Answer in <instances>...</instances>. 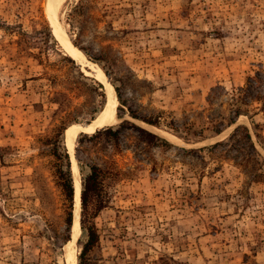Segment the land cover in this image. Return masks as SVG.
<instances>
[{"label": "rangeland", "instance_id": "obj_1", "mask_svg": "<svg viewBox=\"0 0 264 264\" xmlns=\"http://www.w3.org/2000/svg\"><path fill=\"white\" fill-rule=\"evenodd\" d=\"M48 2L0 0V264H68L72 242L77 264H264V0H84L78 37L65 0L85 63ZM88 63L115 119L71 150L109 103ZM74 160L81 192L98 169L76 240Z\"/></svg>", "mask_w": 264, "mask_h": 264}, {"label": "bare ground", "instance_id": "obj_2", "mask_svg": "<svg viewBox=\"0 0 264 264\" xmlns=\"http://www.w3.org/2000/svg\"><path fill=\"white\" fill-rule=\"evenodd\" d=\"M64 1L65 0H49V2H48L49 3V11H50V15H51V18H52V21H53V24H54V27L56 30V34L58 35L61 42L64 44L69 55L72 58L78 59L79 61H82L85 63V60H84L82 53L65 36V34L62 31L59 23L56 20L60 6ZM88 66L97 75L99 81L108 87L109 103H108L104 113L102 114V116L97 121H95L94 124H92L88 127L80 126V125L72 126L67 131V133H66L67 142H68L71 150L74 146V143H75V140H76V137L78 136V134H80L81 132H85L88 129H91V130L95 129L96 127L104 125L108 122H111L113 119H115V111H116L115 109H116V105L118 103V100H117V96H116L114 88L111 86V84H109L107 77L105 76V74L103 73L102 70H100L97 66H95L92 63H88ZM74 171H75V175H76V186H77L75 224H74V240H76L78 238V236L80 235V232H81V228H80L81 188H80V179H79L80 171H79V167H78V162L76 160H74ZM66 257H67L68 264H77V253H76L74 242L67 245Z\"/></svg>", "mask_w": 264, "mask_h": 264}, {"label": "trees", "instance_id": "obj_3", "mask_svg": "<svg viewBox=\"0 0 264 264\" xmlns=\"http://www.w3.org/2000/svg\"><path fill=\"white\" fill-rule=\"evenodd\" d=\"M85 3L84 0H79V2L73 7V9L71 10V12L68 14V25L70 26L71 31L72 30H77L78 29V25H79V21L83 19L84 16V10H85ZM77 33V37L79 36L78 31H76ZM73 45L77 47V43L75 42V40L72 41ZM82 51V49H79ZM83 52V51H82ZM97 84V89L96 91L98 92V95L103 98V92H102V86L99 83ZM102 110V109H101ZM100 110V111H101ZM131 117H133L134 119H138L144 123H147L149 125H153L156 126L157 123L155 121L149 120V119H145L142 117H139L137 115H135L134 113L130 112ZM140 132H144L141 129H138ZM101 131H105L110 135H116L117 132H112V130L110 128H103L97 132L94 133V135L100 133ZM246 138L250 141V135L247 133ZM161 140V139H160ZM217 146V144H215ZM250 147L254 150L252 143H250ZM57 160H58V155H55ZM64 158L67 159V155H64ZM68 161V159H67ZM91 174L86 178L85 182L83 183V191L81 192L80 195V199H81V204L82 207H84V203H85V195L87 193V191H89V186H91V188L93 190L96 189L97 186V179H98V169L97 168H91ZM59 183H60V187L61 190L63 192V195L65 197V199L68 201L69 205H70V213H69V217L67 219V227L69 228L71 226V221H72V210H73V202H74V195H75V188H74V182L73 177H71L70 171H69V163H66V170L59 171ZM88 240H87V244L88 245H92L97 238V234L96 231L94 229V227H90L88 228ZM79 258V257H78Z\"/></svg>", "mask_w": 264, "mask_h": 264}]
</instances>
